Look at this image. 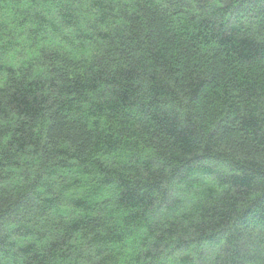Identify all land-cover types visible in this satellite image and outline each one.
Wrapping results in <instances>:
<instances>
[{
	"label": "trees",
	"instance_id": "16d2710c",
	"mask_svg": "<svg viewBox=\"0 0 264 264\" xmlns=\"http://www.w3.org/2000/svg\"><path fill=\"white\" fill-rule=\"evenodd\" d=\"M0 264H264V0H0Z\"/></svg>",
	"mask_w": 264,
	"mask_h": 264
}]
</instances>
